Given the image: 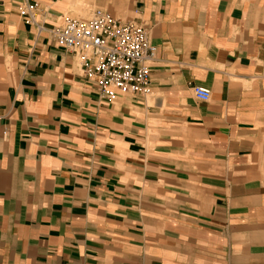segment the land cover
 <instances>
[{
    "label": "crops",
    "instance_id": "crops-1",
    "mask_svg": "<svg viewBox=\"0 0 264 264\" xmlns=\"http://www.w3.org/2000/svg\"><path fill=\"white\" fill-rule=\"evenodd\" d=\"M21 1L0 0V264H264V0H38L41 31ZM83 4L146 27L147 94L99 97L48 33Z\"/></svg>",
    "mask_w": 264,
    "mask_h": 264
},
{
    "label": "built area",
    "instance_id": "built-area-1",
    "mask_svg": "<svg viewBox=\"0 0 264 264\" xmlns=\"http://www.w3.org/2000/svg\"><path fill=\"white\" fill-rule=\"evenodd\" d=\"M39 8L38 0H22L19 14L25 23L41 31L44 28L36 18ZM47 31L59 47L74 54L81 75L93 83L99 97L110 100L149 92V67L155 53L141 23L95 8L86 18L62 16ZM189 86L197 99H209L208 88Z\"/></svg>",
    "mask_w": 264,
    "mask_h": 264
},
{
    "label": "rangeland",
    "instance_id": "rangeland-1",
    "mask_svg": "<svg viewBox=\"0 0 264 264\" xmlns=\"http://www.w3.org/2000/svg\"><path fill=\"white\" fill-rule=\"evenodd\" d=\"M93 9V6H87L86 4H83L78 9H75L74 12L70 15L71 17H77V18H86L89 16L90 11Z\"/></svg>",
    "mask_w": 264,
    "mask_h": 264
}]
</instances>
